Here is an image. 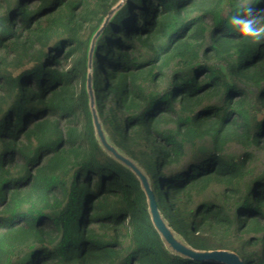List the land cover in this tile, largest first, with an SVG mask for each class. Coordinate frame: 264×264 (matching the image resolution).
Instances as JSON below:
<instances>
[{
  "label": "trees",
  "instance_id": "trees-1",
  "mask_svg": "<svg viewBox=\"0 0 264 264\" xmlns=\"http://www.w3.org/2000/svg\"><path fill=\"white\" fill-rule=\"evenodd\" d=\"M264 0H0V264H264ZM93 42V52L89 51ZM234 149V150H233Z\"/></svg>",
  "mask_w": 264,
  "mask_h": 264
},
{
  "label": "water",
  "instance_id": "water-1",
  "mask_svg": "<svg viewBox=\"0 0 264 264\" xmlns=\"http://www.w3.org/2000/svg\"><path fill=\"white\" fill-rule=\"evenodd\" d=\"M95 39H93L92 44H91V48L89 51V58H91L92 56V52H93V42ZM90 83H91V77L89 75V79H88V86H89V92H90V96H91V107H92V112H93V116H94V121H95V125L98 131V134L101 138L102 143L104 144V146L111 151L118 159L122 160L123 162H125L128 166H130L135 172L136 174L140 177V179L143 182V185L146 189L148 198H149V202H150V209H151V214H152V218L153 221L157 227V229L161 232V234L163 235V237L166 239V241L178 252L189 256L193 259L196 260H200V261H213V262H220V263H224V264H242L241 261L238 259V257L231 252H227V251H212V252H198L195 250H192L190 248L184 247L182 244H180L179 242H177L173 235L171 234V232L169 231V229L165 226V224L163 223V221L161 220L159 213H158V209H157V205L154 199V196L151 192V190L149 189V186L147 184V181L145 179V177L143 176V174L135 167V165L130 162L129 160L123 158L122 156H120L112 147H110L104 137V134L102 132L100 123L98 122L97 116L95 114L93 105V97H92V93L90 90Z\"/></svg>",
  "mask_w": 264,
  "mask_h": 264
},
{
  "label": "clouds",
  "instance_id": "clouds-1",
  "mask_svg": "<svg viewBox=\"0 0 264 264\" xmlns=\"http://www.w3.org/2000/svg\"><path fill=\"white\" fill-rule=\"evenodd\" d=\"M229 24L242 44L264 43V8L245 4L230 17Z\"/></svg>",
  "mask_w": 264,
  "mask_h": 264
},
{
  "label": "rangeland",
  "instance_id": "rangeland-1",
  "mask_svg": "<svg viewBox=\"0 0 264 264\" xmlns=\"http://www.w3.org/2000/svg\"><path fill=\"white\" fill-rule=\"evenodd\" d=\"M256 166H257L258 169L264 168V152L259 153L258 161H257Z\"/></svg>",
  "mask_w": 264,
  "mask_h": 264
}]
</instances>
